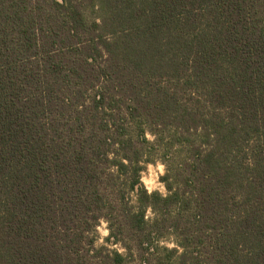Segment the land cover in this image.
<instances>
[{"label":"trees","instance_id":"16d2710c","mask_svg":"<svg viewBox=\"0 0 264 264\" xmlns=\"http://www.w3.org/2000/svg\"><path fill=\"white\" fill-rule=\"evenodd\" d=\"M93 2L0 0V264H129L131 252L89 256L82 240L98 215L147 264H172L175 249L143 243L169 226L186 247L177 264H264V0H103V25L83 14ZM144 123L160 133L156 145L141 139ZM199 125L202 134L190 130ZM110 150L130 161L123 181L102 178L119 163ZM144 151L168 160L162 180L183 185L167 199L141 191V208L161 213L152 224L124 199Z\"/></svg>","mask_w":264,"mask_h":264},{"label":"clouds","instance_id":"9594fccd","mask_svg":"<svg viewBox=\"0 0 264 264\" xmlns=\"http://www.w3.org/2000/svg\"><path fill=\"white\" fill-rule=\"evenodd\" d=\"M57 3L66 5L67 0H57ZM102 4L103 0H94L91 9L83 10V14L88 23L94 22L97 25H103L104 14L101 13ZM93 11L97 14L92 15L91 13ZM38 33L39 30L37 29V34ZM104 39L108 42H112L115 39V36L111 32H105ZM37 43H39V41H37ZM77 47H82V44H77ZM100 50L102 52L103 60L106 61L109 56L108 51L102 45L100 46ZM33 59H36V57H33ZM87 60L89 63L94 62V58L92 56H88ZM103 66L105 65L101 63V67ZM189 71H191V69H189ZM166 82L167 78L162 81V84H165ZM104 83V77L101 76L100 81L95 83V89H88V96L90 97L95 90H102ZM191 95L197 96V92L195 89L191 90ZM100 98L101 97L99 91H97L96 99ZM67 99L68 98L66 97L65 100L67 101ZM128 102L132 103L131 100H129ZM91 103L92 100L90 98H86L83 104L77 105V107L83 109L84 105H90ZM104 110L113 111V109H109L106 106H104ZM124 115L128 116L127 110H124ZM109 126L111 127V124ZM132 126L133 128L135 127V125ZM141 127L143 128L141 139L146 140L150 145H156L160 133L153 131L152 127L149 126L148 123H144L143 125H141ZM155 127L159 128L162 127V125L157 124ZM170 130L175 132V126H170ZM190 130L202 134L204 128L203 125H199L195 129ZM125 138H127V136ZM135 138V133H133V139ZM170 138L171 137L169 135L165 134L164 139L166 141ZM210 138L214 141L215 133H210ZM262 140H264V138H262ZM256 142V136L253 135L248 140V145H254ZM211 146L212 145L208 144L201 145L204 150H209ZM112 147L113 149H119V141L114 143ZM179 148H181V144L177 143L173 145L174 150ZM244 150L249 153L245 163L249 167H255V160L251 155L250 148L245 147ZM182 155H184V153H182ZM106 157L109 161L117 160L119 161V163H114L106 167L104 170V176L102 178H106L107 174L110 173L113 176H119V179L122 181L125 180L124 173L120 171V164L122 163L123 165L128 166L130 164L128 157L125 156L122 152L118 154V152L115 150L108 151L106 153ZM189 162H191V160H189ZM131 165L132 167L138 168L137 179L134 185H132L131 181H129V184H131L132 186L129 187L127 184L124 186V199L128 201V205L131 208L132 213L139 214L141 213V211H143V220L149 224L155 223L156 221L161 219V213L151 202L144 203L143 208H141V191L145 192L149 197H151V195L155 192L159 194L161 199H167L168 197L176 193L178 188H182L183 185L175 183L174 178L170 175L168 176L167 180L161 179V177L169 174V162L168 160L163 159L160 154L158 156H150L148 151H144L141 154L140 159L131 161ZM169 184H171V188L168 187ZM109 192L111 193V189H109ZM185 195H192V193L186 192ZM235 198L237 201L242 200L243 193L236 194ZM193 207H195V205H193ZM169 211L170 215L175 217L180 211L179 205H173ZM89 223H92L93 227L84 231L85 239L82 240V244L85 248H88V254L90 257H95L96 251L98 249L104 248L109 256L119 254L123 259H126L129 256V252H131L132 259L129 261V264H147V261L140 259L139 250L131 239H129L128 237L120 239L112 235L113 229L111 227V221L104 215H98L95 221L89 220ZM209 231H211V229H209ZM152 236L154 239L151 245H149L148 241L143 242L144 246L148 248V252H156L157 248H159L161 251L158 253V255H163V250L167 249L171 251L175 249V254L172 256V264H177L178 258L184 255V253L186 252V247L182 242L183 237L178 235L176 230L172 226H169L165 234L158 236L156 232H152ZM89 240L92 241L91 245H89L88 243ZM129 245H131L132 247L129 248ZM240 248L244 249L243 243L240 244ZM80 251L83 252V248ZM244 251L247 252L248 250L244 249ZM148 252L145 253V256L148 255ZM249 254L251 253L249 252ZM193 255H197V253H193ZM98 259L99 258H96V260ZM93 264H96L95 260ZM153 264H156V262L153 261Z\"/></svg>","mask_w":264,"mask_h":264}]
</instances>
